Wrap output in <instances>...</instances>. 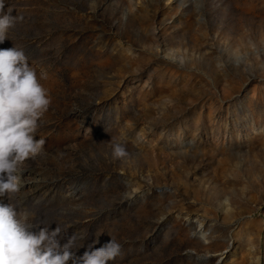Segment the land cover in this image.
<instances>
[{
    "label": "rangeland",
    "instance_id": "1",
    "mask_svg": "<svg viewBox=\"0 0 264 264\" xmlns=\"http://www.w3.org/2000/svg\"><path fill=\"white\" fill-rule=\"evenodd\" d=\"M9 10L0 48L23 49L50 104L0 201L77 256L115 239L108 264H264V0Z\"/></svg>",
    "mask_w": 264,
    "mask_h": 264
},
{
    "label": "clouds",
    "instance_id": "2",
    "mask_svg": "<svg viewBox=\"0 0 264 264\" xmlns=\"http://www.w3.org/2000/svg\"><path fill=\"white\" fill-rule=\"evenodd\" d=\"M18 21L11 10L3 12L0 0V43ZM23 49L0 48V196L19 191L25 161L44 151V139L34 133L47 110L50 99L40 83ZM116 154H122L118 148ZM60 226L40 227L30 217L18 213L9 203L0 201V264H108L121 251L115 239L100 247L95 243L77 256L73 252L76 238L62 243Z\"/></svg>",
    "mask_w": 264,
    "mask_h": 264
}]
</instances>
